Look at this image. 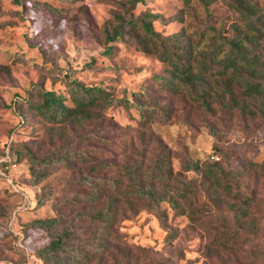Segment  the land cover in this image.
Segmentation results:
<instances>
[{"label":"rangeland","instance_id":"1","mask_svg":"<svg viewBox=\"0 0 264 264\" xmlns=\"http://www.w3.org/2000/svg\"><path fill=\"white\" fill-rule=\"evenodd\" d=\"M252 1L260 14L242 12L238 0H210L206 5L201 0H0V264H39L36 251L49 237L28 223L55 215L57 208L67 224L88 227L90 213L102 201L71 203V197L88 187L79 178L88 172L118 177L119 162L128 152L122 146L131 138L135 146L141 144L136 129L145 133L143 142L151 138V146L169 152L174 175H195L181 169L186 153L200 160L219 158L230 171L233 189L205 181L200 199H205L206 211L195 223L162 201L173 237L148 209L120 216L114 229L121 236L109 237L100 264H264V0ZM145 10L160 13L152 25L171 51L172 40L191 48L182 59L203 78L181 77L168 59L153 48H138L127 34L107 40L114 12L127 20ZM123 29H130L129 24ZM231 38H241L243 49L255 57L256 71L243 68L233 77L229 70L220 71ZM107 45L113 47L110 55L103 52ZM218 48L224 51L209 58L205 69L199 68L198 58ZM72 78L87 85L101 83L117 96L145 89L167 117L142 127L137 109L112 104L101 119L93 112L62 123L43 119L29 103L28 90L33 94L42 85L65 93V83ZM252 80L261 86L247 94L245 83ZM203 94L209 108L201 101ZM66 103L73 104L68 96ZM99 128L110 143L79 138ZM64 146L88 148L97 157L92 163L104 157L115 164L106 169H87L85 162L72 167L54 164L48 175L34 182L29 154L42 157ZM155 149L148 147L147 156ZM245 195L252 200L240 214L236 206L245 207ZM208 196L220 200L221 214ZM232 228L236 231L231 239L220 242ZM222 229L225 234L218 238Z\"/></svg>","mask_w":264,"mask_h":264},{"label":"trees","instance_id":"2","mask_svg":"<svg viewBox=\"0 0 264 264\" xmlns=\"http://www.w3.org/2000/svg\"><path fill=\"white\" fill-rule=\"evenodd\" d=\"M134 3L138 0H128ZM205 5L210 0H201ZM45 3V2H44ZM52 10L58 11L49 3L46 4ZM237 5L242 12L249 14H260L259 10L252 0H238ZM160 13L143 11L140 15L126 20L121 12H114L113 19L110 23L111 33H107V40L116 39L124 34L132 38L138 48H153L158 52L162 59H168L173 69L181 77L187 80H199L202 77L195 71L194 66L188 61H183L182 54H191V48H181L176 40H172L175 48L171 51L165 44L164 38L159 31L155 30L152 25L153 19H159ZM129 24L130 29H123L125 24ZM179 32L172 33L170 36L175 37ZM229 50L218 49L209 51L198 58V66L205 69L208 65V59L213 58L216 52L224 51V57L220 63V71L228 72L230 76L241 73L246 68L247 71L254 72L257 70L254 64V56H251L244 50V43L241 38H231ZM112 45H107L103 52L112 53ZM179 53H178V51ZM215 54V55H214ZM261 83L252 80L245 83V93L251 94L259 90ZM66 92L45 88L38 85L37 89L30 95L29 103H32L37 113L45 120L50 122H65L75 116L88 118L92 112L101 119L109 105H123L128 108L133 106L139 113V126L147 124L156 118H166L167 111L160 103L147 98L145 89H133L130 97L126 94L121 96L113 95L112 92L101 83L84 84L80 79L72 78L65 83ZM33 96L35 99L32 100ZM73 102L72 105L66 103V98ZM203 104L208 107V100L203 95H199ZM24 100V99H23ZM27 99H25L26 101ZM18 102L16 99L14 103ZM28 103V102H27ZM261 114L264 116V95L262 99ZM209 108V107H208ZM209 129L212 125L209 124ZM145 133L141 129H136V135L140 138L141 144L135 146L132 138L126 145L128 152L124 160L119 162L120 175L110 178L99 176L93 173H86L79 178V182L87 185V189L78 193L76 197H71V203L102 201L99 207L95 208L89 215L88 227L77 229L74 224H67L63 215L57 208V213L52 216L34 218L28 223V227L45 230L48 234V241L36 251L39 258V264H100V254L106 252L109 243V237H120L121 233L115 231L114 224L120 216L133 215L140 209L152 211L158 218L160 225L167 229V234L174 236V231L168 224L167 213L164 208L160 207L162 201H166L173 209L175 214H185L191 223L199 222L200 215L205 212V199H200L202 185L205 181L211 180L220 189L229 191L233 189V181L229 178V169L220 162L219 158L200 160L189 154H185L182 159L181 169L192 170L195 175L186 176L181 171L173 174L169 152L165 151L162 146H156L151 138L144 137ZM83 140L92 138L101 140L103 143H110V139L104 129L88 130L79 137ZM146 138V139H145ZM155 140H159L154 138ZM156 148L147 156V148ZM118 148V147H117ZM94 153L88 148L78 149L70 146H64L63 150L57 149L51 154L37 157L29 154L31 176L34 182L39 178L49 174L50 166L54 164H63L72 167L77 162H85L90 168L87 169H106L111 160L104 157L99 158L96 163ZM89 162V163H88ZM211 199L214 208L221 212L220 200ZM122 199V200H120ZM252 200L250 195H245L242 204L236 206L240 214H244ZM121 201V202H120ZM221 214V213H220ZM226 229L219 232L218 238H223ZM236 229H227L226 235L220 242H228ZM225 240V241H224Z\"/></svg>","mask_w":264,"mask_h":264}]
</instances>
